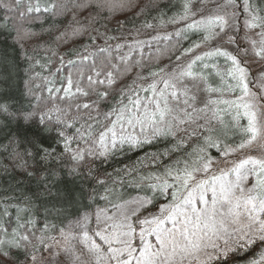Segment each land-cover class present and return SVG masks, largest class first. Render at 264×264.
I'll list each match as a JSON object with an SVG mask.
<instances>
[{
    "label": "snow or ice",
    "instance_id": "6c2138e0",
    "mask_svg": "<svg viewBox=\"0 0 264 264\" xmlns=\"http://www.w3.org/2000/svg\"><path fill=\"white\" fill-rule=\"evenodd\" d=\"M20 3L21 0H16L17 5ZM200 3L206 7L207 0H200ZM229 6L233 9V17H244L247 46L238 43L240 38L237 35H229L228 43L237 45L236 54L219 47L197 53L200 43L185 48L176 56L180 63L172 70L166 72L162 68L150 74L153 80L147 87L129 85L122 89L116 106L103 113L107 123L98 119L99 112L97 116L89 114V119L100 124L102 130L97 137L88 132L91 146L87 149L74 150L71 147L73 140L83 139L81 129L76 130L79 137H69L63 130L58 131L64 151L77 164L86 156L107 157L117 144L136 147L150 143L157 136H175L177 131L188 133L191 125L195 128L191 129L190 136L203 134V144L194 147L187 154L188 159L177 160L174 165L165 166L162 174H150L146 178L154 181L148 185L154 193L152 197H137L112 204V211L98 208L95 213L85 212L61 227L62 240L55 243L66 259L56 261V264H227L230 254L246 251L257 243L264 245V157L250 154L254 145L264 149V70L258 81L259 92L254 91L250 87L249 59L240 57L242 53L253 63L264 62V8L254 4L253 0H242V13L237 0H224L223 4L217 5L219 9ZM65 7L51 0L43 11L56 14ZM77 7L86 8L87 4ZM193 8L194 0H183V14L170 19L173 24L186 22L183 29L176 31L177 36L189 30L204 31L206 34L201 43H206L221 33L226 34L228 19L225 15L205 16L204 8H201L197 10L200 19H192L197 15ZM34 11H41L39 4L35 7L29 4L27 12ZM190 19L191 22L187 23ZM28 35L26 31L17 30V42ZM99 51L105 52L106 49ZM182 57L188 59L182 61ZM219 57L225 60L223 70L214 62V58ZM87 59V56L82 57V60ZM74 63L68 61L69 65ZM92 72L94 75L87 76L89 91L81 84L83 71L79 72L81 79L75 81L70 71L66 86L54 90L63 92L59 99L71 102L77 96L95 94L97 100L74 105L77 111L95 109L99 101L109 95L107 90L101 91L98 86L110 88L115 77L112 71H97L95 67ZM102 75L103 79L100 78ZM214 78L219 79V84L213 82ZM193 88L206 94L202 106L197 105ZM48 91L53 93L52 88ZM72 106L69 103V108ZM53 111L57 125L73 127L62 118L59 108L40 113L38 123H52ZM0 115L15 122L17 132L23 130L24 140L35 144V139L30 140L27 136L28 127L37 122L35 111L13 112L8 104L0 103ZM181 125L188 127L181 128ZM87 127L91 129L92 125ZM210 148L216 149L219 158L209 154ZM43 153L41 158L45 160L52 155L47 148ZM75 172V167L69 170V174ZM158 198L167 202L160 204L155 212H149L148 206ZM93 216L95 227L91 226ZM27 224L34 227L33 220H28ZM24 227L25 224L18 220L9 236L7 229L0 225L3 233L0 264H14L12 249H21L22 242L25 246L32 242L29 235L19 232ZM47 227L45 225V229ZM33 236L35 250L39 251V246L51 250L52 246L45 243L43 234L35 236L33 233ZM47 238L55 240L54 237ZM258 256L248 264H264V251ZM29 258L36 264L35 255Z\"/></svg>",
    "mask_w": 264,
    "mask_h": 264
},
{
    "label": "trees",
    "instance_id": "16d2710c",
    "mask_svg": "<svg viewBox=\"0 0 264 264\" xmlns=\"http://www.w3.org/2000/svg\"><path fill=\"white\" fill-rule=\"evenodd\" d=\"M85 1L89 0H56L57 3L66 6L56 14L43 11L51 0H21L19 5L16 4V0H6L5 5L2 7L0 5V103L8 104L13 112H37V122L30 125L27 130L28 138L35 139V144L24 140V132L23 130L17 132L15 122L0 115V225L7 229L10 236L19 220V223L25 224L19 232L29 235L32 241L26 246L22 242L21 249H12L14 264H27L30 256H37L43 252V246H39V251L33 248V244H36L33 233L35 236L43 234L46 237L45 243L49 244L53 239L47 237L55 238L60 233L61 227L78 219L85 212L93 213L98 208L111 210L112 204L129 201L137 195L152 197L154 193L148 185L154 181L146 178L150 174H162L165 166L174 165L177 160L188 159L187 154L194 147L203 144V134L200 137L190 136L191 129L195 128V125H191L188 133L177 131L175 136H157L150 143L136 147L127 143L117 144L107 157L86 156L78 164L72 161L70 155L64 151L63 139L58 136V131L63 130L69 137H79L76 130L81 129L84 134L83 139L73 140L71 147L74 150L87 149L91 146L88 132L91 131L92 137H97L102 130L100 124L89 119V114L97 116L99 112L98 119L102 123H107L103 119V113L109 112L113 106H116L121 98L120 91L127 89L129 85L133 86L135 76L139 80L151 82L152 72L165 69L162 62L167 63L171 60L169 63L171 64L185 48L191 47L194 43H201L206 34L204 31L189 30L177 36L171 28L166 34L159 37L151 36L150 40L139 42V46L134 47L126 58V61H130L127 67L133 68V72L122 77L119 74L126 67L125 65L120 66L117 71L112 69L115 83L110 88L98 86L99 90L109 92L108 97L100 100L95 109L77 111L74 105L91 103L92 100L87 98L92 94L88 97L77 96L70 102L59 99L63 96V92L54 90L66 86V78L70 71L74 81L81 79L80 75H75L73 71L76 65H82V71L92 70L90 64L94 63L96 68L104 67V64H101L103 61L99 59L104 58L108 51L97 54L94 52L92 56L98 61L76 58L80 57L78 50L84 44L93 45L97 34L116 39V36H120V32L125 29L128 32L136 30L141 32L151 25L149 28L157 27L164 30L171 24L170 19L178 18L183 14V0H143L144 2L137 9L128 8L129 12L125 8L107 6L110 0H97L89 3L86 8L77 7L86 4ZM253 3L264 8V0H253ZM29 4L33 7L39 4L41 11L28 13ZM9 11L20 14L23 12L24 15L16 19ZM72 16L79 17L74 21ZM17 23L21 24L19 28L16 26ZM57 29H61L58 34L54 32ZM17 30L45 39V43L38 45L41 47L40 52H30L17 42ZM63 31L74 34L72 39L74 36L83 38L84 35H88V37L83 43L82 41L77 43L76 47H69L67 42L71 40L70 36L68 38L67 35L62 36V49L59 51L60 45L57 41ZM60 53H62V61L68 59L75 62L74 65L62 66L61 73L60 70L56 72L57 69L52 67L54 61L60 58ZM214 62L221 70L226 67L223 57L214 58ZM165 71L167 72V69ZM56 73L59 75L57 78ZM91 73L89 72L87 76L92 75ZM87 76L83 78L81 84L87 85L88 82L85 80ZM213 82L219 84V79L214 78ZM82 86L90 91L87 86L83 84ZM49 88L53 89V93H49ZM140 94L145 95L143 92ZM196 95L197 105L202 106L206 94L198 92ZM37 96L50 102L53 99L57 100L53 106H60L62 118L67 123H72L73 127L66 128L57 125L55 121L40 125ZM93 96L95 100L98 99L95 94ZM69 103L73 105L71 108ZM89 124L92 125L91 129L87 127ZM180 141L182 143H178ZM45 148L52 152L46 160L41 158ZM29 152L32 155H28ZM208 152L214 157L219 154L215 148L208 149ZM74 167L76 172L69 174V170ZM101 180L104 181L103 184L98 183ZM166 202L165 199L158 198L150 207L158 209L160 204ZM28 220L34 221V227L27 224ZM45 225L48 226L47 229ZM0 238H3L2 232ZM263 249L264 245L257 243L246 251L232 253L227 259V264H248L250 260L258 259V253L264 251Z\"/></svg>",
    "mask_w": 264,
    "mask_h": 264
},
{
    "label": "rangeland",
    "instance_id": "374dc122",
    "mask_svg": "<svg viewBox=\"0 0 264 264\" xmlns=\"http://www.w3.org/2000/svg\"><path fill=\"white\" fill-rule=\"evenodd\" d=\"M97 0H89V1H85L84 3H88L87 5H89V3H94ZM142 2H144L143 0H110L109 4H107V6H112L117 8V9H122L125 8V10L127 12H129L128 8H133V10L137 9L139 7L140 4H142ZM6 0H0V5L1 7L3 5H5ZM224 0H207V4L206 7L205 5L200 3V0H195L194 2V11H197L198 9L204 8V15L208 16V15H215V14H220V15H225L226 19H228V27L226 28V34L225 33H221L219 36H215L213 39L209 40L206 43H200L201 47L199 49L196 50L197 53L203 52V51H209L211 49L214 48H221L223 50H226L230 53L236 54L237 53V45L236 44H231L228 43V36L229 35H237L240 39L238 40V43L241 45H246V41L244 40V36H245V32L246 29L244 28V17L243 15H240L239 18L237 19L236 17H233L231 15L232 12V7L229 6L227 8H223V9H219L217 7L218 4H223ZM237 3L240 5V11L242 13V0H237ZM129 6V7H127ZM8 10H6L7 13ZM10 14H12L13 16L16 17V19H18V16H20V12L17 13H13L11 11H9ZM79 16H72V20L76 21V19H78ZM86 17V16H85ZM192 19H200V13L199 11H197V15L195 17H193ZM235 21V22H234ZM191 19L189 21H187V23H190ZM186 22L184 21H179L178 23H171L168 25V27L166 29H158L157 27L154 29L152 28H144L143 30H141V32L139 30H136L134 32H128L126 29L120 32V36L118 35V37L116 36V39H113L112 37H107V36H103V35H99L97 34L95 39L96 42L92 45H86L84 44L80 50H78V52L80 53V57H76L77 59L82 60V57L87 56L89 60L93 59L94 61H98V59H95L92 54L94 52L100 53L99 49L104 48L106 49V51H108V54L102 57L104 58H100L99 60H102L104 64V67L100 66L98 68H96V63L94 64H90V67H95L97 71H103V72H107V71H112V69H114L115 71L118 70V68L120 66H126L122 72L119 74L122 77L133 72V68H128L127 65L129 64L130 61H126L127 55L130 51L134 50V47L139 46V42H145L147 40H150L151 36L155 37L156 35L159 37L162 34H166L168 32H170V29L172 28V32H176L178 29H183L184 25ZM17 28H19L21 26L20 23H17ZM237 29H239V31H237ZM22 31V30H21ZM61 31V29H57L54 32H57L56 34H58ZM215 31H219V29H216ZM55 34V35H56ZM67 38L68 36H70L71 40H69L67 42V44L69 45V47H76V44L79 43L80 41H85L88 37V35H84L83 38H79L78 36H74V39L72 35V33L70 32H61L60 35L58 36L59 41H57V44L60 45L59 47V51L60 49H62V36H66ZM46 40L45 39H41L38 38L37 35H31L29 34L27 37H25L23 40H20L19 43L27 50H29L30 52H40V48L38 45H42L43 43H45ZM59 42V43H58ZM117 45H119L120 47H117ZM111 53V54H110ZM62 53H60V58L58 59V57H55L56 59H58V61H54V63L52 64L53 69H57L55 70L56 72H58L60 70L59 73H61L62 71V66L68 64V59L66 61H62ZM178 56V55H177ZM241 59H249V64L248 67L251 69V73H250V77L252 79H250V87L253 88L254 91L259 92V86H258V81L260 80V76H261V71L264 70V62L261 63H253L251 62V58L248 57H244L243 54H240ZM188 58L187 57H182V61H186ZM171 62L168 61L167 63L162 62V64L165 67V70L167 69V71L172 70L177 63H180L178 61H173L171 64H169ZM80 64V63H77ZM113 65H115V67H113ZM82 65H76L75 69L73 70L75 75L79 74L80 70H81ZM89 72H92V70H83V78L85 76H87V74H89ZM92 75H94V73H91ZM73 75V76H75ZM58 73H56V78L58 77ZM101 79L104 78V76L102 75L100 77ZM135 83L133 85V87H135L136 85H140L142 87H147L148 83H151L148 80H139L138 77H134ZM83 80V79H82ZM81 80V81H82ZM85 80H87V77L85 78ZM32 81H35L34 79H32ZM192 82L189 81V84H191ZM83 85L87 86L86 84L82 83ZM192 91L195 94H198L197 90L195 88L192 89ZM96 98V97H95ZM92 100L94 99L93 94L87 98V100ZM95 100V99H94ZM57 102V100H52V102H50L49 100H45V99H39L38 103H37V107H39V110L37 109V111H39V113L42 112H46L49 109H55L57 106H53V104H55ZM57 108H60V106H58ZM55 111H53L54 113ZM97 112V111H96ZM37 113V112H36ZM55 114H53V122L55 121ZM248 151V150H246ZM250 154L252 155H256V156H262L264 157V149H261L260 147L254 145ZM217 158H219V154L217 155ZM137 197H143V196H138ZM134 197V198H137ZM133 198V199H134ZM132 200V199H131ZM113 209H111L110 211H112ZM157 209H152L150 207V205L148 206V211L149 212H155ZM95 213V212H93ZM147 214V213H144ZM83 215V214H82ZM91 226L95 227V217H92V222H91ZM56 240H62L60 233L55 237V240H53L52 242H50L48 245H51V250H43V252L39 255L36 256L37 260H36V264H56V261L59 260H63L66 259L64 253L59 252V246L56 245L55 241ZM264 250V249H263ZM55 254V255H53ZM27 264H33V262L31 260H29V262Z\"/></svg>",
    "mask_w": 264,
    "mask_h": 264
}]
</instances>
